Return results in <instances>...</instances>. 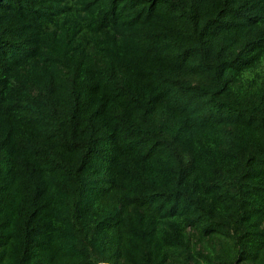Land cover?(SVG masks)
Listing matches in <instances>:
<instances>
[{
  "label": "trees",
  "instance_id": "16d2710c",
  "mask_svg": "<svg viewBox=\"0 0 264 264\" xmlns=\"http://www.w3.org/2000/svg\"><path fill=\"white\" fill-rule=\"evenodd\" d=\"M0 264H264V0H0Z\"/></svg>",
  "mask_w": 264,
  "mask_h": 264
}]
</instances>
